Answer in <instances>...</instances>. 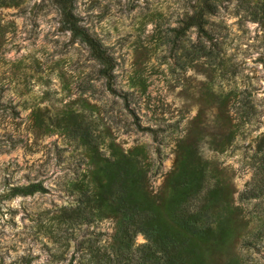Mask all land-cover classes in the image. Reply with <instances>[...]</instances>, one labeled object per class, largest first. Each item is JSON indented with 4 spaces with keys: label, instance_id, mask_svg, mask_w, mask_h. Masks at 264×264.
Wrapping results in <instances>:
<instances>
[{
    "label": "rangeland",
    "instance_id": "374dc122",
    "mask_svg": "<svg viewBox=\"0 0 264 264\" xmlns=\"http://www.w3.org/2000/svg\"><path fill=\"white\" fill-rule=\"evenodd\" d=\"M213 1L205 43L217 53L197 56L205 37L185 24L203 0H75L81 23L115 59V91L54 0L0 5V264H99L95 254L113 250L116 217L75 224L62 216L85 206L97 163L56 126L55 117L72 110L101 134L106 154L110 141L123 150L145 146L154 194L180 156L178 140L200 138L235 207L229 250L215 264L233 254L264 264V0ZM214 138L225 139L223 150ZM32 182L46 190H16ZM249 189L258 194L240 196ZM147 242L138 232L135 253Z\"/></svg>",
    "mask_w": 264,
    "mask_h": 264
},
{
    "label": "trees",
    "instance_id": "16d2710c",
    "mask_svg": "<svg viewBox=\"0 0 264 264\" xmlns=\"http://www.w3.org/2000/svg\"><path fill=\"white\" fill-rule=\"evenodd\" d=\"M15 0H0V5ZM61 13L64 27L86 45L91 56L98 62V72L110 85L113 78L115 59L108 48L81 23L75 12V0H54ZM264 6V1L263 4ZM213 0H203L200 8L188 17L185 27L194 25L204 36L197 43L198 55L214 56V45L208 46L205 40H211L210 31L205 27L208 19L204 14L214 13ZM126 97V96H125ZM126 101V100H125ZM125 106L135 119L134 111ZM56 126L67 134L80 140L90 155L97 160L92 173L94 187L85 195V206L67 208L62 216L75 224L91 221L93 215L110 214L117 219V229L113 235V250L99 251L95 257L99 264H215V256L220 251L229 250L234 229L229 222L233 206L229 201V189L225 178L219 176L214 162L205 158L200 147V138H182L178 140L179 158L173 169L165 176L164 190L154 194L148 187V173L152 163L148 160V151L144 145L129 150L115 146L113 141L103 149L104 138L94 133L89 123L75 111H69L55 117ZM138 128L154 131L149 126ZM225 139H213L214 149L223 150ZM264 157V154L262 155ZM261 169H264L262 162ZM21 193L45 191L39 182L17 187ZM263 191V188L262 190ZM258 194L253 189L244 194ZM90 207L86 211L85 207ZM96 209L97 211L93 210ZM143 233L148 242L133 250L135 235ZM243 242L252 241L245 238ZM16 264V263H15ZM19 264V263H18ZM72 264V262L63 263ZM226 264H248L245 257L233 254Z\"/></svg>",
    "mask_w": 264,
    "mask_h": 264
}]
</instances>
